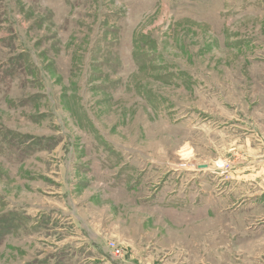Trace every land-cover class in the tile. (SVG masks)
Listing matches in <instances>:
<instances>
[{
    "label": "rangeland",
    "instance_id": "rangeland-1",
    "mask_svg": "<svg viewBox=\"0 0 264 264\" xmlns=\"http://www.w3.org/2000/svg\"><path fill=\"white\" fill-rule=\"evenodd\" d=\"M0 264H264V0H0Z\"/></svg>",
    "mask_w": 264,
    "mask_h": 264
},
{
    "label": "built area",
    "instance_id": "built-area-1",
    "mask_svg": "<svg viewBox=\"0 0 264 264\" xmlns=\"http://www.w3.org/2000/svg\"><path fill=\"white\" fill-rule=\"evenodd\" d=\"M109 250H110V253L112 254V256H114V257H118V255L120 254V250H119V248H117L115 245H113V244H110L109 245Z\"/></svg>",
    "mask_w": 264,
    "mask_h": 264
}]
</instances>
